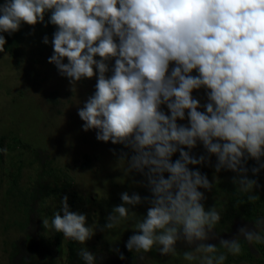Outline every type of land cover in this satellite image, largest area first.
<instances>
[{
    "label": "clouds",
    "instance_id": "clouds-1",
    "mask_svg": "<svg viewBox=\"0 0 264 264\" xmlns=\"http://www.w3.org/2000/svg\"><path fill=\"white\" fill-rule=\"evenodd\" d=\"M49 11L48 22L57 26L49 62L72 84L96 76L94 93L78 108L82 129H95L98 141L129 148L131 156L121 158L123 169L141 174L151 194L122 192V203L100 230L132 221L134 233L125 247L139 259L155 249L198 264H225L229 255L241 254L242 239L264 242L261 216L231 239H220L219 246L205 243L215 237L221 212L216 206L205 209L199 189L214 185L189 168L215 156V171L236 173V191L251 203L258 200L245 164L249 158L257 162L253 174L264 169V0H3L0 52L6 43L2 33L43 22ZM201 88L204 105L192 96ZM186 115L187 125L178 124ZM198 142L208 156L191 153ZM142 199L150 206L137 217L132 208ZM51 226L81 245L100 227L72 211L67 195ZM178 242L188 250L179 252ZM77 255L83 264H98L84 246Z\"/></svg>",
    "mask_w": 264,
    "mask_h": 264
},
{
    "label": "rangeland",
    "instance_id": "rangeland-1",
    "mask_svg": "<svg viewBox=\"0 0 264 264\" xmlns=\"http://www.w3.org/2000/svg\"><path fill=\"white\" fill-rule=\"evenodd\" d=\"M3 3V0H0ZM48 37V43H43V37ZM53 54V46L50 37L43 26L28 25L25 37L21 43L17 56L9 53H0V135L7 134L9 137H17L20 144L30 145L37 149L39 154L52 159L55 166L63 168L72 178L76 189L83 195V209L86 221L97 227L91 239L84 242L90 252L97 257L98 264H198L183 260L182 255L177 257L162 256L158 251L140 254L129 251L125 244L134 233L132 221L122 223L119 227L101 231L100 228L106 223V216L114 206L122 203L120 194L127 191L129 195L133 192L142 195V189L146 183L138 179L136 172L125 173L121 158L127 160L131 156V150L123 144H112L111 141L103 142L96 139V130L84 131V123L78 116V108H82L86 100L95 91L96 76L82 78L72 84L69 78L59 74L53 63L48 58ZM96 59H99L95 57ZM67 63V58H64ZM109 68L114 64V58L107 62ZM172 64L169 65L171 70ZM95 72V69H94ZM106 77L111 72L105 74ZM192 75H196L193 70ZM192 96L200 105L207 103L206 90L204 88L194 89ZM162 110L168 114L166 106L161 105ZM203 111V107L198 109ZM178 124L187 125V115ZM187 150V149H185ZM194 156H208L203 145L199 142L191 150ZM84 154L90 156L89 166L81 167ZM179 152L173 154L174 161ZM32 152L22 146L16 147L8 153L5 161H0V264H24L19 261L20 255L25 249L18 241V248L13 249L11 242L21 238L25 230L38 239V235L44 236L49 243V256L44 259L43 247L40 246L37 255L30 264H49L48 259L52 257L53 264H65V242L66 238L61 233L58 244L54 243L56 233L51 226L53 212L60 207V201L45 195L34 203L37 211H32L30 221L25 228L26 213L23 210L13 208L9 194L11 181L14 178L16 185L22 190L31 186L36 179L39 170L38 163L31 160ZM22 160L20 169L16 164ZM264 160V158H262ZM216 157L208 156L207 162L198 165H189L191 169H199L206 174L210 183L214 185L211 190L199 189L204 193L205 199L202 203L205 209L217 207L221 212V220L216 226L214 238L205 243L219 246L220 239H231L238 234V229L244 225L251 227L252 223L242 221L238 218L225 219L223 217V206L227 197L238 194L237 185L234 183L236 173L231 170L221 169L215 171ZM255 160L249 158L245 164L248 169L247 176L256 181L252 194L264 195V169L253 174L251 168L257 167ZM13 173L11 175L10 173ZM165 178L167 174L165 173ZM114 196L118 199L116 204L109 209L105 205L106 199ZM148 205L146 202L136 205L132 211L137 217L146 215ZM48 220V225L43 220ZM21 224V228L19 225ZM246 242L247 256L239 261H229L225 264H264V256L260 255L254 243ZM82 246V245H81ZM177 250L183 252L188 247L183 242H178ZM14 252L13 260L9 259V253ZM129 251L135 255L134 261L119 259V254ZM223 251V249H221ZM44 259V260H43Z\"/></svg>",
    "mask_w": 264,
    "mask_h": 264
},
{
    "label": "trees",
    "instance_id": "trees-1",
    "mask_svg": "<svg viewBox=\"0 0 264 264\" xmlns=\"http://www.w3.org/2000/svg\"><path fill=\"white\" fill-rule=\"evenodd\" d=\"M50 11L44 14V21L38 22L36 26H43L46 29L47 35L50 37L52 41L53 33L55 32L57 26L53 25L48 22V18L50 16ZM28 24L22 23L19 30L9 35L8 33H2L5 36V45H4V52L0 53H9L11 56H17L20 51L21 43L25 37V30ZM99 58V57H97ZM16 145L22 146L27 150L32 152V159L38 163L39 170L36 175L35 181L32 183L31 186L27 187V189L22 190L20 187L16 185V180L13 178L11 181L12 188L9 191V194H12L13 197L10 198L13 204L14 209L23 210L26 213V220L24 222V226L22 227L21 224H17L20 228H25L30 221L29 214L32 211H37L34 208V203L37 200H40L45 195H50L52 198L60 199L67 195L68 196V204L72 211L84 213L83 203L84 197L83 195L76 189L75 184L73 182V178L61 167L55 166L52 162V159L45 156L40 155L39 151L34 148H30V145L25 143L20 144V141L17 137H9L7 134L0 135V161H5L8 153L12 151ZM90 156L88 154H84V160L80 163L81 167L89 166ZM23 165V161L20 160L18 164H16V168L20 169ZM13 175V173H10ZM138 179L142 182L146 183L145 178L141 174H137ZM150 192L146 186V188L142 189L141 197L148 196L150 197ZM258 200L255 202H249L246 196H241L240 193L238 194H231L227 197V201L225 202V206H223V217L227 219L238 218L242 221H247L250 223H254L257 217L264 216V195H257ZM120 200V199H119ZM118 199L114 198V196H109L106 199L105 205L109 206L108 208L111 209L113 205H115ZM142 199V203L143 204ZM140 205V204H139ZM61 233L56 232L54 234V243L58 244V239ZM22 243L25 251L20 255L19 261L24 264H30V260L37 255L39 247H43V257L44 259L47 258L50 254L49 250V243L42 235H38V239L33 237L29 232L25 230V233L22 235L21 238L14 240L11 242L13 249H17L18 241ZM242 251L241 254L238 256L229 255L227 260L229 261H239L248 254L246 252L248 248L246 247V242L242 239ZM257 251L260 255L264 256V242L261 243H254ZM83 247L79 242L72 241L66 238L65 242V253H66V263L65 264H83L80 260L79 256L77 255V251L79 248ZM155 249L150 251L154 253ZM123 252V251H122ZM149 252V254H150ZM124 261H134L135 255L132 252L126 251L123 252ZM14 257V252L9 253V259L12 261ZM43 259V260H44ZM12 264L14 261H12ZM49 264H53L52 257L48 259Z\"/></svg>",
    "mask_w": 264,
    "mask_h": 264
}]
</instances>
